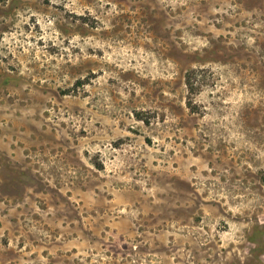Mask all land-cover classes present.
I'll return each mask as SVG.
<instances>
[{"label":"rangeland","instance_id":"obj_1","mask_svg":"<svg viewBox=\"0 0 264 264\" xmlns=\"http://www.w3.org/2000/svg\"><path fill=\"white\" fill-rule=\"evenodd\" d=\"M0 264H264V0H0Z\"/></svg>","mask_w":264,"mask_h":264}]
</instances>
